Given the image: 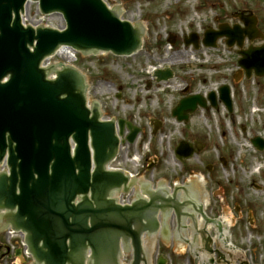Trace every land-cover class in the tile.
Wrapping results in <instances>:
<instances>
[{
	"label": "water",
	"instance_id": "95a60500",
	"mask_svg": "<svg viewBox=\"0 0 264 264\" xmlns=\"http://www.w3.org/2000/svg\"><path fill=\"white\" fill-rule=\"evenodd\" d=\"M27 2L37 3L43 16L60 14L65 29L24 28L20 16ZM120 16L119 8L109 9L102 0H0V163L5 159L8 168L0 174V232L22 233L34 264H119L121 252L130 251V264H147L142 237L159 233L168 239L172 214L177 238L190 220L193 244L183 242L191 250L197 241V215L222 233L220 223L204 215L190 185L175 186L170 194L162 185L153 191L149 184L139 183L141 195L136 194L129 206L117 205L111 194H127L136 181L122 172H107L105 166L117 155L124 127L130 132L126 138L130 144L139 129L121 119L102 121L97 102L87 108L85 77L73 67H40L62 47L89 57L135 54L144 29ZM240 21L244 29L208 28L203 46L215 47L218 39L225 38L228 47L236 44L241 49L245 38L250 42L259 38L254 17ZM189 44L198 48L196 35L185 40ZM238 55L237 67L247 79L252 72L264 77V45ZM155 77L167 81L171 73L158 71ZM218 93L231 113L229 88L222 86ZM208 101L217 108L214 93ZM197 107H206L201 96L183 98L171 116L187 124ZM250 142L264 151L263 139ZM195 150L201 147L181 142L175 155L182 161ZM205 250L212 253L207 245Z\"/></svg>",
	"mask_w": 264,
	"mask_h": 264
},
{
	"label": "rangeland",
	"instance_id": "374dc122",
	"mask_svg": "<svg viewBox=\"0 0 264 264\" xmlns=\"http://www.w3.org/2000/svg\"><path fill=\"white\" fill-rule=\"evenodd\" d=\"M103 1L111 8L118 7L122 20L139 23L145 29L140 51L123 58H84L76 54V61L58 55L50 63L74 66L86 76L88 99L100 103L104 119H123L140 129L132 145L121 146L115 167L155 188L162 182L171 189L200 177L207 195L205 213L209 218L226 221L231 243L244 256L241 261L232 260L218 244L213 249L230 264H264V152L250 145L253 137H264V77L252 75L246 80L242 72L234 81L239 49L228 48L224 39L218 40L215 49L201 45L207 27L216 30L225 24L243 28L240 16L256 18L261 33L252 42L245 39L241 50L264 45V0ZM24 19L34 26L64 27L60 16L42 17L33 3L27 4ZM191 33L199 38L197 51L184 44V37ZM176 52L191 54L175 57ZM158 70H171L172 78L157 82L154 73ZM222 85L231 88L233 114L219 104L217 110L199 109L187 125L171 118L170 111L183 97V89H189L188 95L206 96ZM154 125H159L155 134ZM180 141L198 142L204 148L197 156L179 163L173 151ZM169 224L173 229L172 220ZM209 233L216 235L212 228ZM148 240H154L149 264H157L159 258L166 264H199L184 244L164 242L160 237ZM202 246L200 242L198 247ZM200 255L209 258L205 252ZM212 258L214 264H223L217 263L216 255ZM128 261L125 255L123 264ZM0 264H33L19 235L0 234Z\"/></svg>",
	"mask_w": 264,
	"mask_h": 264
},
{
	"label": "bare ground",
	"instance_id": "6f19581e",
	"mask_svg": "<svg viewBox=\"0 0 264 264\" xmlns=\"http://www.w3.org/2000/svg\"><path fill=\"white\" fill-rule=\"evenodd\" d=\"M190 54H191L190 52H187V53H183V52L177 53L176 52L174 55H175V57H181L182 55H190ZM58 55L65 56L69 59L71 58L70 53H68L67 50H60L58 52ZM194 178L195 179L192 178V180H191V187L193 186L192 187L193 190L194 191L196 190V192L198 194V198H199L198 200L205 202L207 195L205 193H203V191L201 189V186H203V180L198 176H196ZM160 185H161V183H160ZM220 222L223 225L227 224L226 221H224L222 219L220 220ZM200 225L202 226V222L200 223ZM209 229H210V226H207L206 230H209ZM222 235L223 236L220 238H217V237L215 238V242L218 244V246L221 249H223L225 252H227L231 258L241 260L243 258V254L241 253V251L239 249L233 247L230 243L228 244V242H225V239L228 238L226 232H224ZM146 247H147L146 248V253H147L151 249H154V242L151 241V242L147 243ZM199 259H200V264H207V259L205 257L199 256Z\"/></svg>",
	"mask_w": 264,
	"mask_h": 264
}]
</instances>
